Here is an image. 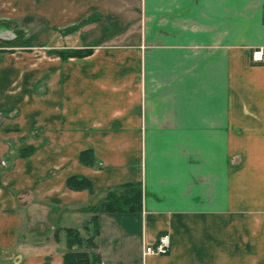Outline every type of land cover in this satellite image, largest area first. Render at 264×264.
Segmentation results:
<instances>
[{
    "label": "crops",
    "instance_id": "0c3cea01",
    "mask_svg": "<svg viewBox=\"0 0 264 264\" xmlns=\"http://www.w3.org/2000/svg\"><path fill=\"white\" fill-rule=\"evenodd\" d=\"M263 11L0 0V264H64L68 228L104 264H264ZM68 47L93 52L55 53ZM127 183L141 208L94 220ZM162 233L169 253L144 255Z\"/></svg>",
    "mask_w": 264,
    "mask_h": 264
},
{
    "label": "trees",
    "instance_id": "16d2710c",
    "mask_svg": "<svg viewBox=\"0 0 264 264\" xmlns=\"http://www.w3.org/2000/svg\"><path fill=\"white\" fill-rule=\"evenodd\" d=\"M93 50L91 48H77L74 50H68L62 48L56 50L55 53L66 59L69 57H83L91 54ZM33 147H22L20 155H28L33 151ZM80 161L84 164L94 165L95 158L92 155L91 150H83L80 153ZM69 187L73 189H88L90 192L94 190L91 182L85 177L71 176L67 180ZM142 202V188L140 183H127L121 186L120 191H109L102 201L90 207V210L94 213L93 219L96 220L97 213L101 210L111 212H134L141 208ZM92 238V237H91ZM91 238H89L91 240ZM85 238L81 236L79 231L74 228L66 229V242L67 250L63 255L64 264H100L99 258L96 254H93L91 250L84 249L86 247L84 243ZM77 246V248H73ZM85 246V247H84ZM90 246V243H87Z\"/></svg>",
    "mask_w": 264,
    "mask_h": 264
},
{
    "label": "built area",
    "instance_id": "2783aa9c",
    "mask_svg": "<svg viewBox=\"0 0 264 264\" xmlns=\"http://www.w3.org/2000/svg\"><path fill=\"white\" fill-rule=\"evenodd\" d=\"M252 61L264 63V47H260L252 52ZM170 249L171 236L168 233H162L159 235L155 243L145 246L144 255H166L169 253ZM100 264L104 263L101 262Z\"/></svg>",
    "mask_w": 264,
    "mask_h": 264
},
{
    "label": "rangeland",
    "instance_id": "374dc122",
    "mask_svg": "<svg viewBox=\"0 0 264 264\" xmlns=\"http://www.w3.org/2000/svg\"><path fill=\"white\" fill-rule=\"evenodd\" d=\"M112 31V30H111ZM8 47H11V46H8ZM78 48V47H77ZM77 48H75V47H68V48H65V49H68V50H74V49H77Z\"/></svg>",
    "mask_w": 264,
    "mask_h": 264
}]
</instances>
